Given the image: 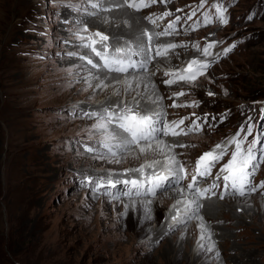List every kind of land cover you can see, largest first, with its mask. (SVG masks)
Returning <instances> with one entry per match:
<instances>
[{
  "label": "rangeland",
  "instance_id": "obj_1",
  "mask_svg": "<svg viewBox=\"0 0 264 264\" xmlns=\"http://www.w3.org/2000/svg\"><path fill=\"white\" fill-rule=\"evenodd\" d=\"M52 1L56 4L51 0H0V264H264V199L261 197L234 200L232 206L245 208L243 213L229 206H221L220 211L212 213L224 223L220 249L205 238L200 222L177 228L157 247H152L153 235L158 236L163 229L166 211L181 195L171 205L170 202L165 205L157 225V207L161 205L155 203L165 200L167 192L148 200L128 201L125 211L122 206L125 202L98 199L78 187L76 180L80 176L96 173L118 176L126 166L161 160L168 152L146 158L152 151L159 153L153 145V150L141 155L143 159L139 161L131 155L120 160L110 155L102 159L87 151L91 143L104 138L95 132L92 127L95 121L86 115V110H100L98 106H105L110 100L114 105L125 102L120 99L149 105L152 97L138 88L134 80L133 91L121 89L120 96L113 94V87L91 91L98 80L90 81L81 75L89 68L85 69L74 58L60 57V53L69 54L76 49V42L81 44L75 34L78 31L85 34L84 26L100 28L97 25L106 30L112 17L107 20L104 16L113 13L117 18L124 8L105 11L108 14L93 16L96 19L93 20L84 16L93 11L88 1ZM257 1L241 0L235 6L231 27L217 31L220 36L230 38L251 32L247 43L207 78L191 85L195 94L207 103L216 98L217 107L232 108L235 119L242 117L239 108L246 104L255 105L258 114L264 109V13L261 18L246 23L239 16ZM117 3L121 0L114 2ZM134 13L133 18L119 19L110 26L121 28L124 23L131 27L138 22L140 35L143 24L138 13ZM61 14L65 20L68 15L79 18L62 23ZM128 37L134 41V37ZM81 48L85 53L86 48ZM38 51L53 55V59L46 60L42 54L37 58ZM182 57L184 54H178L176 60ZM121 78L122 84L130 80ZM89 83L94 86L88 87ZM207 91L215 97L209 98ZM161 96L165 107L167 102ZM74 108L83 110V118L68 116ZM228 130L203 134L196 139L189 137L187 157H195L197 152L213 146ZM80 142H87L86 152L82 151ZM102 150L103 147L99 149ZM135 151L138 149L132 153ZM134 201H146L150 207L145 220L153 222L146 224L145 234L133 232L128 222ZM218 208L215 205L212 209ZM137 217L133 212V219Z\"/></svg>",
  "mask_w": 264,
  "mask_h": 264
},
{
  "label": "snow or ice",
  "instance_id": "obj_2",
  "mask_svg": "<svg viewBox=\"0 0 264 264\" xmlns=\"http://www.w3.org/2000/svg\"><path fill=\"white\" fill-rule=\"evenodd\" d=\"M158 2L169 3L171 0H121V3L114 4L108 8H104L100 0H97V2L93 3L91 6L93 8H100L101 11H112L114 8L119 9L127 7L140 12L143 9L152 7ZM217 13L219 22L226 25L228 19L222 6L217 5ZM195 14L196 12L194 10L191 15L194 16ZM89 15L95 16L96 13L92 12L89 13ZM170 15H172L171 12H165L155 18L153 16H147L143 17V19H147L151 24L156 25L158 20ZM188 19H191V16H189ZM178 20L179 17L176 18V21ZM176 21L169 23L167 28L162 32L153 33L143 30L140 35L136 37L135 42L125 41L119 46L109 44L110 40H116L118 42L119 37H109L100 31L85 35L89 33L87 26L82 30L85 34H81L78 31L75 35L80 40L81 47L89 49L90 52L98 58V61L94 62L92 58L87 56H81L80 59H86L87 63L91 65L93 69L102 70L104 73L103 79L99 76L94 77L98 80L95 87L102 90L113 87V94L120 96V89L115 88L110 81L114 80L116 84H120L121 76L130 74V70L143 69L147 71L149 64L157 57L167 61L171 55L175 54L174 50L177 47H186V45H178L172 42H159V37L169 36L175 33ZM104 22L107 23L108 21L105 20ZM205 22L212 23V20L205 17ZM144 37L147 38L146 41ZM153 41H157V43L153 44ZM213 46V44H209L208 47L203 49V54L206 56L211 55L210 49ZM194 47L199 50V45H194ZM233 47L235 46L233 45ZM231 50L232 49L229 48L227 51ZM153 51L155 55L152 54ZM69 55L75 56L77 54L69 53ZM134 57L139 59H133ZM209 66L207 62L193 59L188 62L185 68L179 71L165 72L164 74L166 76L173 78L164 82L168 85L180 81L193 84L199 76L205 74V70ZM105 81L109 82L106 83ZM88 87H93V85L89 83ZM125 90L129 92L133 91V83L126 82ZM208 94L213 95L211 92ZM137 95H139V93H137ZM174 95L180 96L184 95V93L177 92L174 93ZM150 103L154 104L156 101L152 100ZM172 106L181 107L183 105L174 104ZM114 109H118V111ZM260 111V120L264 121V109ZM86 115L89 118H94L95 123L92 127L96 133L104 138L102 141L103 147L107 149L108 154L113 157L118 154L114 149L118 150L120 153L127 154L135 148L138 149V155H146L149 151L153 150V142H155V150L161 154H164L165 149L171 152L176 146L186 147V145L182 144L169 146L158 138V134L164 136L187 135L188 133L183 130L176 131L180 125L184 124L183 119L170 122L163 127H157L160 113L155 112L150 106H145L141 109L139 101H136L135 104H128L124 101H120L114 105V108L109 105L103 107L99 111L86 113ZM246 123L247 130L241 125L235 135L226 139L224 143L216 144L211 150L204 152L197 159L193 173L191 174L192 182L186 185V189L193 195L191 201H184L187 206L186 210L190 208L193 203L196 204L197 209L202 207L203 205L199 203V200L201 198L210 199L211 197L208 193H212L213 189L220 187V185L216 183H213L208 188L197 187V177L204 179L211 176L212 169L220 165L221 161H224L226 156H229L230 148L232 149L230 158L227 159L226 163L220 166L216 175L217 180L222 179L223 181L225 194H228L227 190L229 188L232 189L231 194H238L240 196L254 193L257 191L258 187L264 188V182L259 186L255 185L253 182L256 170L259 168L260 164L264 163V147H261V141L264 140V124L253 123L251 117L248 118ZM195 127H199V125H195ZM254 129L256 130V135L249 141L248 137L253 136ZM87 151L92 152L94 149L89 147ZM138 155L134 158H138ZM165 159L166 163L163 167L167 175L154 172L153 175L146 176V169H155L157 165L161 164L159 160H153L151 163L142 164L138 168L127 169L126 172L138 173L139 176L144 177V179H126L120 181L124 185L131 186L125 194L130 197L133 194L137 196L151 195L152 197H156L158 193L163 195L171 191L175 185L188 178L189 172L185 164L178 160L175 154L167 155ZM116 162L119 163L120 161L117 160ZM97 183L100 186H104V178H100ZM106 183L113 187L115 186L111 178H108ZM179 191L183 193L185 188H180ZM219 198L223 199L224 196L221 195ZM179 203H181V201L178 200L177 204ZM191 218L190 216L189 219ZM201 227L203 228L204 225H201Z\"/></svg>",
  "mask_w": 264,
  "mask_h": 264
},
{
  "label": "bare ground",
  "instance_id": "obj_3",
  "mask_svg": "<svg viewBox=\"0 0 264 264\" xmlns=\"http://www.w3.org/2000/svg\"><path fill=\"white\" fill-rule=\"evenodd\" d=\"M122 14V15H121ZM121 14H119L118 16H117V18H116V15L117 14H109V15H106V16H104V18L106 19L107 18V20H109L108 18L109 17H112V19H111V21L109 22L110 23V25L112 26L114 23H116L119 19H124V20H127V19H131V18H133V16H135L132 12H130L129 10H127L125 7H124V11L121 13ZM105 15V14H104ZM124 15V16H123ZM124 20H121L120 22H124ZM99 21V20H98ZM109 25V27H106V30L105 29H102V27L101 26H97L96 25V27H100V28H98L99 30H101V31H105V32H107V34H108V36L109 37H113V38H115V37H119V41L117 42L116 40H110L109 41V44H112V45H114V46H119L120 44H123L125 41H129V35H131V37H134V39H136V37H138L139 36V30H140V28H141V25H139V23L138 22H135V23H132L131 24V27L129 26V27H127V25L126 24H124V23H122L121 24V28H119L118 26L115 28V29H113V27H111ZM126 26V27H125ZM124 28H128V31H126L125 32V30H124ZM143 30V29H142ZM87 49V48H86ZM85 69H86V67H85ZM94 73H97V72H94L93 70H91V69H89V70H85V72H82L81 73V75L82 76H85L88 80H90L91 78H93V77H96V75L95 76H93V74ZM99 73V72H98ZM98 76H100V78L101 79H103V76H104V73L103 72H100L99 74H98ZM129 78V77H128ZM127 79V78H126ZM93 80V79H92ZM148 80H150V79H148ZM91 81V80H90ZM95 82V81H94ZM97 82V81H96ZM106 83H108L109 81H105ZM111 82V84L112 83H115V81L114 80H112V81H110ZM127 82H132L133 83V81L130 79V80H127ZM134 82L137 84V87L138 88H143V91H147L148 93H146L147 95L149 94V96H152L154 93L156 94V95H158L159 93L158 92H156V89H152V91H151V88L149 87V88H145V84L146 85H148L149 84V81H146L145 79H134ZM135 83H133V85L135 84ZM94 84H96V83H94ZM93 85V84H92ZM121 85H123V86H121ZM125 85H126V82H125V84L123 83H120V84H116L115 86H114V84H113V86L115 87V88H119L120 90L122 89L123 91H125ZM94 86V85H93ZM112 87H109L108 88V90L109 89H111ZM154 88H156L155 86H154ZM92 90L91 91H94V92H99L100 90H99V88H97V87H95V88H91ZM113 89V88H112ZM111 89V90H112ZM110 90V91H111ZM101 93H106V91H102ZM100 93V94H101ZM144 93V92H143ZM99 95V94H98ZM124 95V94H123ZM156 95H155V97H156ZM95 96V95H94ZM93 97V96H92ZM150 98V97H149ZM74 99V98H73ZM103 99V98H102ZM105 100V99H104ZM103 100V101H104ZM146 100V99H145ZM160 100V99H159ZM97 101V100H96ZM131 101V100H130ZM147 101V100H146ZM149 101V100H148ZM100 104V103H99ZM109 105H114V103H112L111 102V100L110 101H108V104H106V106H109ZM87 106H89V104L87 105ZM98 107H100V108H103L104 106H102V105H99ZM97 107H94V108H91L90 107V109H96ZM155 148V147H154ZM161 153H157V152H150V153H148L147 155H146V158H153V157H157L158 155H160ZM138 155V152L137 151H135L134 153H132L131 154V157L132 156H134V157H136ZM163 155V154H162ZM143 159V157H141V155H138V160L140 161V160H142ZM129 161V160H128ZM134 161V160H133ZM136 162V161H135ZM142 162V161H141ZM141 162L139 163V164H135V165H130V166H126L125 168H123L124 170L126 169V168H131V167H138L140 164H141ZM131 164H132V162H131ZM117 165V164H116ZM114 166H115V163H114ZM118 166V165H117ZM119 167V166H118ZM117 168V167H116ZM120 168V167H119ZM123 169H121V170H123ZM119 170V169H118ZM166 199L165 200H158L157 201V203H155L156 205L155 206H158V204H160L161 205V207L159 208V207H157L158 208V217H157V219L158 220H156V222H157V225H158V221H159V219H160V216H161V211H162V209L165 207V205L166 204H169L168 202H170V205L174 202V200H176V199H178L179 198V196H180V191H179V189H173V190H171V191H169V192H167L166 194ZM164 198V197H163ZM236 200V199H235ZM127 202L128 201H125V203L124 204H122V206H123V208H124V210L126 209V207L128 206V204H127ZM133 203V205H132V210H133V212H136L137 214H138V217H137V219L136 220H134L133 219V212H129L128 213V215H129V221L128 222H131V228H132V226H133V232H136L137 234L138 233H142V234H145V232H146V224H149L150 222H153V221H151V220H149V221H147V220H145V218H146V213H147V211L149 210V206H148V203H146V201H134V202H132ZM126 211V210H125ZM192 231H194V230H192ZM132 232V233H133ZM139 236V235H138ZM159 236V235H158ZM203 251V250H202ZM171 252V251H170ZM203 253V252H202Z\"/></svg>",
  "mask_w": 264,
  "mask_h": 264
}]
</instances>
